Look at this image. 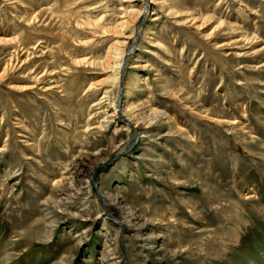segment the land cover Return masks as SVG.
Listing matches in <instances>:
<instances>
[{
	"label": "rangeland",
	"instance_id": "1",
	"mask_svg": "<svg viewBox=\"0 0 264 264\" xmlns=\"http://www.w3.org/2000/svg\"><path fill=\"white\" fill-rule=\"evenodd\" d=\"M0 264H264V0H0Z\"/></svg>",
	"mask_w": 264,
	"mask_h": 264
},
{
	"label": "water",
	"instance_id": "2",
	"mask_svg": "<svg viewBox=\"0 0 264 264\" xmlns=\"http://www.w3.org/2000/svg\"><path fill=\"white\" fill-rule=\"evenodd\" d=\"M122 66V65H121ZM121 72H122V68H121ZM98 196V195H97ZM104 206V205H103Z\"/></svg>",
	"mask_w": 264,
	"mask_h": 264
},
{
	"label": "bare ground",
	"instance_id": "3",
	"mask_svg": "<svg viewBox=\"0 0 264 264\" xmlns=\"http://www.w3.org/2000/svg\"><path fill=\"white\" fill-rule=\"evenodd\" d=\"M118 106V105H117ZM130 120V119H129Z\"/></svg>",
	"mask_w": 264,
	"mask_h": 264
}]
</instances>
